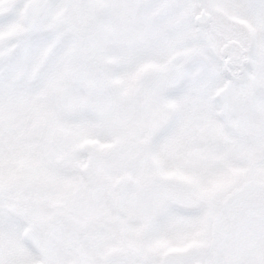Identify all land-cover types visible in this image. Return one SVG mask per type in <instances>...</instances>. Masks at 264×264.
<instances>
[{
    "label": "snow or ice",
    "instance_id": "snow-or-ice-1",
    "mask_svg": "<svg viewBox=\"0 0 264 264\" xmlns=\"http://www.w3.org/2000/svg\"><path fill=\"white\" fill-rule=\"evenodd\" d=\"M0 264H264V0H0Z\"/></svg>",
    "mask_w": 264,
    "mask_h": 264
},
{
    "label": "rangeland",
    "instance_id": "rangeland-1",
    "mask_svg": "<svg viewBox=\"0 0 264 264\" xmlns=\"http://www.w3.org/2000/svg\"><path fill=\"white\" fill-rule=\"evenodd\" d=\"M96 2L103 4V3H106L107 0H96ZM232 23H238V24L246 25L247 29L249 31H251L252 28H253V25H252L251 21L249 19H247L246 17H236V18L233 19ZM113 68L118 70V65L114 64ZM141 82H142L143 87H145L146 89L151 88L152 84H151V80H150V74L146 72L144 74V76L141 78ZM161 123H163V121ZM134 179H135L134 176L125 177V181L128 184H132L134 182ZM189 254H192V253L190 252Z\"/></svg>",
    "mask_w": 264,
    "mask_h": 264
}]
</instances>
